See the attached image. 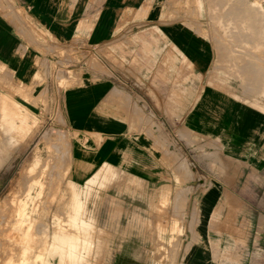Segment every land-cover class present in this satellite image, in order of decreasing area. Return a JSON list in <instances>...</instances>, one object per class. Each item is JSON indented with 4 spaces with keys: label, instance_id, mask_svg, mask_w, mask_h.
I'll return each instance as SVG.
<instances>
[{
    "label": "crops",
    "instance_id": "0c3cea01",
    "mask_svg": "<svg viewBox=\"0 0 264 264\" xmlns=\"http://www.w3.org/2000/svg\"><path fill=\"white\" fill-rule=\"evenodd\" d=\"M203 24L187 0H0V84L33 93L13 99L73 61L43 99L67 179L115 173L97 182L115 217L105 264H264V106L214 70L236 38Z\"/></svg>",
    "mask_w": 264,
    "mask_h": 264
},
{
    "label": "rangeland",
    "instance_id": "374dc122",
    "mask_svg": "<svg viewBox=\"0 0 264 264\" xmlns=\"http://www.w3.org/2000/svg\"><path fill=\"white\" fill-rule=\"evenodd\" d=\"M187 14L202 16L205 32L228 33L236 38V54L220 57L214 70L228 84L234 83L236 91L258 97L259 105L264 106V0H187ZM60 54L54 71L43 68L37 76L39 88L34 95L38 99H13L11 94L33 93L23 86L6 88L0 84V264H105L110 245L106 229L115 217L108 215L98 192L104 185L97 182L115 173L100 170L84 184L67 179V136L52 125L50 99H43L47 82L54 80L64 89L76 78L73 61ZM9 80L7 75L5 83ZM48 163L52 168H47ZM34 165L35 171L28 174ZM182 169V174H193L189 164ZM220 172L223 174L222 167ZM46 177L49 181L44 185ZM50 177L55 180L53 184ZM17 227L34 235L35 240H44L42 247L24 251L23 233ZM38 253L40 258L35 257Z\"/></svg>",
    "mask_w": 264,
    "mask_h": 264
},
{
    "label": "bare ground",
    "instance_id": "6f19581e",
    "mask_svg": "<svg viewBox=\"0 0 264 264\" xmlns=\"http://www.w3.org/2000/svg\"><path fill=\"white\" fill-rule=\"evenodd\" d=\"M254 14V13H253ZM250 17V16H249ZM254 17V16H253ZM251 18V17H250ZM255 18V17H254ZM253 29V28H252ZM254 32V31H253ZM264 69V68H263ZM260 78V77H259ZM258 78V79H259ZM64 136V135H63ZM59 139V138H58ZM59 141V140H58ZM61 146V145H60ZM59 148V147H58ZM57 150V149H56ZM65 155V154H64ZM53 165V164H52ZM47 168H52V166L48 163L47 165ZM55 166V165H54ZM35 165H34V167L32 166L31 168H30V171H29V173L28 174H31L32 172H34L35 171ZM53 170V169H52ZM52 172V171H51ZM34 177V176H33ZM30 179H31V176L29 177ZM48 178L46 177L45 178V182H44V185L46 184V183H48ZM50 181H51V183L53 184V182H55V180L52 178V177H50ZM25 182V181H24ZM26 183V182H25ZM26 190V189H25ZM23 191H24V189H23ZM22 195V194H21ZM37 196V195H36ZM18 199V198H17ZM17 199H14L13 200V202H12V204L14 205L15 204V202H16V200ZM19 201V200H18ZM4 215V214H3ZM13 217V216H12ZM1 218H5V217H1ZM12 220V219H11ZM10 220V221H11ZM12 222H16V220L15 219H13L12 220ZM10 223V222H9ZM39 225V224H38ZM37 225V226H38ZM36 226V225H35ZM42 226V225H41ZM44 227V226H43ZM38 228V227H37ZM41 228V227H40ZM17 229L18 230H20L22 233H23V237H24V243H25V245H24V251H27V252H30V251H32L33 250V248H35V249H39L40 247H42V241H44V240H41V239H38V240H35V237H34V235H30L29 234V232L28 233H25L24 232V230H23V228H21V227H17ZM36 229V228H35ZM42 229V228H41ZM40 229V230H41ZM37 230V229H36ZM35 230V231H36ZM40 230H37L38 231V233L39 232H41ZM43 230V229H42ZM37 239V238H36ZM31 241H36V244L35 245H37L36 247H35V245L34 246H32V244H31ZM26 253V252H25ZM27 255V254H26ZM41 253H38L35 257L36 258H40L41 257ZM38 260V259H37ZM21 264H23V262L21 263ZM80 264V263H79Z\"/></svg>",
    "mask_w": 264,
    "mask_h": 264
}]
</instances>
